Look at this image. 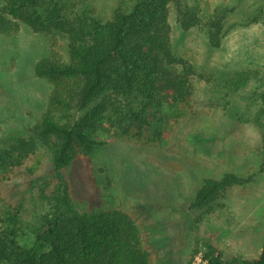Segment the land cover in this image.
Masks as SVG:
<instances>
[{
  "label": "rangeland",
  "instance_id": "obj_1",
  "mask_svg": "<svg viewBox=\"0 0 264 264\" xmlns=\"http://www.w3.org/2000/svg\"><path fill=\"white\" fill-rule=\"evenodd\" d=\"M43 2L60 9L64 22L103 24L131 12L136 0ZM185 3L197 6L196 27L183 31L178 6L169 3L159 33L176 60L167 70L184 83L187 102L173 109L158 96L111 89L101 98L109 104L89 153L76 151L58 172L52 151L40 145L20 167L0 163L2 235L38 253L46 220L100 216L137 231L144 264H202L208 245L224 260L257 258L264 239V0ZM222 9H228L223 36L212 47L205 25ZM57 38L58 58L67 63L68 38ZM49 54L46 36L20 22L0 33V153L20 139L34 140L32 131L50 108L52 86L35 74ZM140 111L147 122L139 140L133 132L122 136L124 119ZM67 115L58 122L72 124L81 111L74 105ZM226 175L238 181L197 205L204 184Z\"/></svg>",
  "mask_w": 264,
  "mask_h": 264
},
{
  "label": "trees",
  "instance_id": "obj_2",
  "mask_svg": "<svg viewBox=\"0 0 264 264\" xmlns=\"http://www.w3.org/2000/svg\"><path fill=\"white\" fill-rule=\"evenodd\" d=\"M1 1L0 33L13 31L20 22L46 36L50 54L36 65L35 74L53 90L50 108L32 131L34 140H18L9 151L0 153V163L20 167L40 145L52 151L53 166L58 172L76 151L89 153L96 145L91 134L109 104L101 102V98L111 89L127 96L134 92L149 99L158 96L165 106L173 109L187 102L184 83L167 70L166 64L176 60L159 30L166 24L169 3L178 6L176 22L183 31L196 27L199 22L196 5L182 4V0H136L131 12L116 13L112 20L102 24L87 18L64 22L59 15L61 10H50L43 0ZM220 11L223 15L214 13L205 25L212 47H218L223 36L222 20L228 9ZM65 34L69 45L67 63L58 58L56 51L57 37ZM259 100L264 110V93ZM73 104L81 111L80 117L72 124H60L57 118L67 119ZM60 111L63 115L57 113ZM124 120L120 134L129 136L133 132L131 138L139 140L142 124L147 122L144 112L132 113ZM237 181L234 175H226L220 181L206 182L196 204H203L218 190ZM36 242L38 253L0 233V264H144L137 231L132 227L120 228L100 216L73 215L46 220ZM202 261V264H264V239L255 259L224 260L215 247L208 245Z\"/></svg>",
  "mask_w": 264,
  "mask_h": 264
}]
</instances>
